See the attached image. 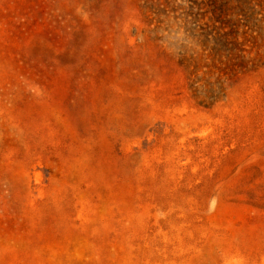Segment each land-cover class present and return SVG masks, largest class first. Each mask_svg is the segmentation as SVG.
Returning <instances> with one entry per match:
<instances>
[{"label":"rangeland","instance_id":"1","mask_svg":"<svg viewBox=\"0 0 264 264\" xmlns=\"http://www.w3.org/2000/svg\"><path fill=\"white\" fill-rule=\"evenodd\" d=\"M0 264H264V0H0Z\"/></svg>","mask_w":264,"mask_h":264}]
</instances>
